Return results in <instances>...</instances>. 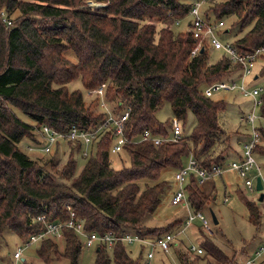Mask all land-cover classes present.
<instances>
[{
  "label": "trees",
  "instance_id": "trees-1",
  "mask_svg": "<svg viewBox=\"0 0 264 264\" xmlns=\"http://www.w3.org/2000/svg\"><path fill=\"white\" fill-rule=\"evenodd\" d=\"M98 1L104 6L88 7L83 0H0V236L11 230L25 240L45 230V222L38 215H45L48 221H65L71 208L84 219L87 230L122 234L132 228L157 237L183 224L173 219L165 226L142 227L170 187L171 182L162 177L164 170L182 168L190 155L206 167L225 163L230 149L233 158L243 157L231 147L232 131L227 135L220 120L225 101L204 90L234 69L230 79L235 80L241 75V65L206 40L202 42L205 48L192 54L200 38L194 36L191 20L185 31L176 30L192 2ZM206 2L201 14L211 23H226L227 18L236 16L232 25L239 29L223 27L220 36L226 40L234 34L232 42L239 52L264 45V0ZM16 10L19 14L13 21ZM69 51L77 56L76 62L66 55ZM216 52L219 57L213 60ZM258 58L263 61L259 78L264 75V54ZM77 77L86 90L104 85L108 101L117 103L120 110L125 104L131 107L124 122L125 134L131 139H138L146 129L153 136L170 137L173 119L165 122L156 117L164 102L170 103L180 122L191 111L196 121L194 130L181 134L178 140L158 144L152 139L127 143L122 150L130 154V163L120 168L112 166L113 138L109 131L89 146L79 170L77 158L84 157L85 148L81 139L54 145L53 149L63 144L71 147L60 169V160L54 157L44 162L31 157L20 142L25 139L31 145L43 144L38 131L41 124L62 130L72 124L91 128L103 120L105 112L91 108L81 90L68 89L67 83ZM260 104L264 114V90ZM12 107L23 110L33 123L24 121ZM258 128L264 136V126ZM247 134L245 140L250 137V132ZM226 137V148L217 152L216 145ZM187 190L199 211L216 197L206 193L194 174L188 178ZM259 201L260 197L246 204L254 223L262 216ZM62 231V237L40 240L39 255L48 264L55 256L78 264L81 241L73 229L65 227ZM197 235L203 249L197 256L205 253L224 264L234 263L235 254L229 255L212 235L203 229H197ZM58 238L64 240L63 251ZM99 245L94 264H147L143 245L135 256L131 245L122 241L111 248L105 243ZM188 254L179 252L184 264H192Z\"/></svg>",
  "mask_w": 264,
  "mask_h": 264
},
{
  "label": "rangeland",
  "instance_id": "rangeland-1",
  "mask_svg": "<svg viewBox=\"0 0 264 264\" xmlns=\"http://www.w3.org/2000/svg\"><path fill=\"white\" fill-rule=\"evenodd\" d=\"M101 1L98 0H83L87 6L96 7L95 4ZM187 2H192L194 0H184ZM207 2H204L202 5V10L205 9ZM19 14V10H16L12 14V19ZM18 17V16H17ZM192 19V15L188 13V15L181 19V21L176 26V30L185 31L188 25V22ZM16 20V19H15ZM236 16L232 18H227L224 27H229L232 24L236 23ZM234 26V25H232ZM238 30V25L234 26L233 29ZM236 36L231 34L227 36L226 41H232ZM68 58L76 62L77 56L69 51L66 53ZM219 57V53H213V60H217ZM212 60V62H213ZM263 61L259 60L255 69L256 73H259L260 65ZM232 72L225 73L221 77H218L217 80L221 79L223 81H229L230 78L233 77ZM241 73V72H240ZM242 75V74H241ZM235 76L236 83L239 85L243 84L242 76ZM232 76V77H231ZM245 83L247 88H252L255 85H264V75H260L258 79L254 78V76H249L245 79ZM103 86V85H100ZM67 87L69 90H81L86 98V102L91 108H94L97 112H107L110 108H113L115 113H120L119 107H117V103H110L106 96H100L96 93L90 94L89 90H86L83 86L82 80L80 78H76L75 80L67 83ZM213 98L221 99L225 101L226 108L221 113L220 120L222 121V126L226 131V134L231 133V147L238 152H242V141L245 140V137H248V132H250L251 126L247 124L243 116L250 113L254 109V104L252 102V95L245 94L239 89H221L216 90L212 93ZM112 105V106H111ZM14 111L27 123L32 124L33 120L30 118L23 110L18 107H12ZM111 110V109H110ZM257 113L262 114L261 104L258 107H255ZM156 117L161 121H170L171 119L176 118L172 106L169 102H164L162 107L156 111ZM196 121L194 114L189 111L187 118L181 122L183 125L182 134H191L194 130ZM264 126V119L260 118L258 121V126ZM239 133L233 132L235 130ZM246 134V135H244ZM172 135V132H169V136ZM226 139H221L217 145V152L221 149L226 148L227 143ZM28 145H31L27 140H21L20 147L31 157L40 158V161H46L48 158H56L60 160L58 164V169H60L63 164L68 159V154L71 151V147H66L60 145L57 149H52L48 151V153L43 152L40 148H36V145L30 150L28 149ZM261 146L260 149H256L254 151V156L256 158L257 164L261 167V176L264 180V136L259 143ZM94 148V147H93ZM93 151V150H92ZM233 150L227 153L230 155L229 158L226 159L225 165H227L231 159ZM77 170H79L85 163L86 157L79 155L78 158ZM111 162L112 166L115 168H120L124 164L128 165L130 163V154L126 149L119 152H111ZM228 166V165H227ZM175 170L173 168L166 169L162 173V177L169 180L171 182L170 187L165 191L162 196V201L156 207V209L148 214L143 221V226H165L171 222L173 219H179L183 221V224L186 222L189 217V212L186 208H184L181 204H173L172 194L178 189L179 182L174 179ZM248 176L255 178L258 175V168L253 167L248 171ZM223 179V181H222ZM203 189L207 194H214L216 197L211 201V205L204 207L203 212L210 219L212 224L214 233L211 234L213 240L219 244L229 255L235 254V260L233 264H243L246 260L251 257L257 256L256 264H264V251L257 254V251L264 245V198L259 201L260 208L262 210V216L259 219V222L254 223L249 219V211L247 207L248 200H255L260 197V191L256 190L255 192H251L245 185V180L239 175L237 170L233 168L226 167L223 177L216 176V178H210L200 183ZM188 185V184H187ZM264 192V187L262 189ZM228 197L226 201L225 198ZM190 208L192 212L196 209L192 204ZM215 212L218 217V223L215 224L212 219V212ZM196 213V212H194ZM182 224V225H183ZM177 229V228H175ZM197 229H203L206 233V228L202 227V222L199 218H195L186 231H183L178 237V243L174 244L169 252L164 253L163 251H158L157 254L150 260L149 264H184L182 259L179 257V252L188 253V257L191 258L192 264H224L220 261H217L215 257L209 254H200L197 256L196 252H191L190 247L195 244L196 246H201V237L197 235ZM134 232V229H132ZM80 239V238H79ZM82 239H80L81 241ZM58 246L60 250L63 251L65 249V243L62 238L57 239ZM40 241H36L34 244L30 246H26L24 244V238L19 237L15 232L11 230H5L4 235L0 236V264H48L45 262L38 252V246ZM133 249V255H137L140 251V245L137 243L130 244ZM22 247V256L19 260L14 258V252ZM96 256V248H83L81 254L78 258V264H94ZM143 256L146 258V250L143 252ZM24 257V259H23ZM49 264H70V261L67 257L59 256L51 259V263ZM112 264H116L114 261Z\"/></svg>",
  "mask_w": 264,
  "mask_h": 264
},
{
  "label": "built area",
  "instance_id": "built-area-1",
  "mask_svg": "<svg viewBox=\"0 0 264 264\" xmlns=\"http://www.w3.org/2000/svg\"><path fill=\"white\" fill-rule=\"evenodd\" d=\"M208 0H196L192 3L189 14L192 15L191 23L194 29V36L200 38L197 43L196 48L193 50L192 54H196L200 49L205 48V45L202 44L204 40L207 41L208 44L213 47L215 50H221L225 52V54L235 63L241 65V76L243 77V84L239 85L236 83V80L229 81H215L212 84L208 85L204 90L207 94L212 95V93L216 90L221 89H239L245 94H249L252 97V102L255 107L260 106L261 103V93L264 88L263 85H255L252 88H247L245 83V79L249 76H256L258 73L255 72L259 56L264 54V45L258 46L251 51L247 52H239L237 47L234 45L232 41H226L220 36V32L224 29V21L220 20L217 22H209L207 21L203 15L201 14L202 5L204 2ZM93 4H96L92 1ZM11 23V21H9ZM88 93L93 94L96 93L100 96H105V86H99L89 90ZM111 109V110H110ZM105 112V116L103 120L94 125L91 128H86L79 124H72L68 129L58 130L52 125L49 124H41L38 127V131L40 134V139L43 141V144L36 145V148H40L43 152H48L53 149L54 145L57 142H61L63 140L69 141L74 140L77 141L81 139L85 143V148L83 153L85 156L88 155L89 146L96 141L99 137H101L104 133L108 131L111 132L113 143L111 146V152H118L124 148V146L129 142H139V140L152 139L155 143H160L166 140H178L181 138L182 134V126L181 122L178 121L177 118H174L173 126H172V135L169 138L160 137L157 135H152L151 132L146 129L138 139H131L125 134V120L130 114L131 107L129 105H124L120 110V113H115L113 108H110ZM252 110L250 113L243 116L242 119L247 121V124L251 126L250 129V137L246 139L242 146V158H232L231 161L225 165L223 163H216L210 167L203 166L199 164L198 160L190 155L182 166L175 171L174 179L179 182L178 189L172 194V203L173 204H181L184 208L189 212V217L186 222L181 225L176 230L169 231L164 233L163 235L154 237V236H145L138 232L126 231L122 234H115L113 232L110 233H100L97 230H87L84 226V219L78 218L75 214V211L70 208V217L65 221H48L45 215H38V219L45 222V230L36 232L35 234H31L24 240V244L26 246H30L34 244L36 241H40L45 237H62L63 229L65 227H69L76 232L78 237L81 240L82 248H96L99 247L100 243H105L108 248L113 247L116 241H122L127 244L137 243L140 246H145L146 250V262L150 263V260L155 256L157 250H161L164 253L170 251L174 244L178 243V237L183 232L186 231L188 225L195 218H199L202 222V227L206 228L207 233L209 235L213 234L212 224L210 219L203 211L195 210L192 212L190 205L191 199L188 194L187 184L188 178L191 174H194L197 180L202 183L207 179L216 178V176H222L226 167L233 168L237 170L239 175L245 180L246 187L251 191L255 192L256 188V177L252 178L248 176V171L253 167L258 168V175L261 176V167L257 164L256 158L254 156V151L256 145L261 142L263 138V134L258 128V121L260 118L264 119V114H259L256 110ZM35 145H28V149H32ZM257 175V176H258ZM262 177V176H261ZM263 180V177H262ZM264 182V180H263ZM228 200V197L225 198ZM191 252L202 253L203 249L201 246H196L193 244L190 247ZM264 251V245L257 251V254ZM22 247L18 248L14 252V258L19 260L22 256ZM257 256L251 257L246 260L243 264H256Z\"/></svg>",
  "mask_w": 264,
  "mask_h": 264
},
{
  "label": "water",
  "instance_id": "water-1",
  "mask_svg": "<svg viewBox=\"0 0 264 264\" xmlns=\"http://www.w3.org/2000/svg\"><path fill=\"white\" fill-rule=\"evenodd\" d=\"M104 4H105V3L98 2V3L95 4V6H96V7H102V6H104ZM203 49H204V48H202V50H203ZM257 77H258V75L255 76V78H257ZM256 180H257L256 188H257L258 191L261 192V193H260V200H262V199L264 198V192L262 191V189H263V187H264V182H263L262 177H261L260 175H258V176L256 177ZM210 211L212 212V219H213V222H214L215 224H217L218 221H219V220H218V217L216 216L215 212L212 211L211 208H210Z\"/></svg>",
  "mask_w": 264,
  "mask_h": 264
},
{
  "label": "crops",
  "instance_id": "crops-1",
  "mask_svg": "<svg viewBox=\"0 0 264 264\" xmlns=\"http://www.w3.org/2000/svg\"><path fill=\"white\" fill-rule=\"evenodd\" d=\"M194 1H196V0H194ZM194 1H192V3H193ZM257 75H258V74H257ZM254 78H255V77H254ZM257 78H258V77H257ZM257 78H256V79H257ZM222 177H223V175L221 176V178H222ZM222 181H223V179H222ZM175 219H176V218H175ZM158 251H161V250H158ZM156 254H157V253H156ZM156 254H155V255H156ZM23 259H24V257H23Z\"/></svg>",
  "mask_w": 264,
  "mask_h": 264
}]
</instances>
